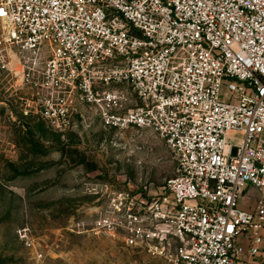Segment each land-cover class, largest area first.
<instances>
[{
	"label": "built area",
	"instance_id": "built-area-1",
	"mask_svg": "<svg viewBox=\"0 0 264 264\" xmlns=\"http://www.w3.org/2000/svg\"><path fill=\"white\" fill-rule=\"evenodd\" d=\"M7 79L25 116L62 129L95 106L105 126L150 131L176 155L159 193L116 189L81 232L156 264H242L245 243L259 253L264 0H0ZM249 184L254 209L241 205Z\"/></svg>",
	"mask_w": 264,
	"mask_h": 264
},
{
	"label": "rangeland",
	"instance_id": "rangeland-1",
	"mask_svg": "<svg viewBox=\"0 0 264 264\" xmlns=\"http://www.w3.org/2000/svg\"><path fill=\"white\" fill-rule=\"evenodd\" d=\"M19 95L0 82V264H156L81 229L116 189L159 193L179 174L175 153L150 131L105 126L95 106L91 121L53 127L25 116ZM245 192L241 205L254 209L261 193L251 184Z\"/></svg>",
	"mask_w": 264,
	"mask_h": 264
},
{
	"label": "crops",
	"instance_id": "crops-1",
	"mask_svg": "<svg viewBox=\"0 0 264 264\" xmlns=\"http://www.w3.org/2000/svg\"><path fill=\"white\" fill-rule=\"evenodd\" d=\"M245 253L242 255V264H264V244L261 245L259 253L252 255L248 252L249 245H243Z\"/></svg>",
	"mask_w": 264,
	"mask_h": 264
},
{
	"label": "flooded vegetation",
	"instance_id": "flooded-vegetation-1",
	"mask_svg": "<svg viewBox=\"0 0 264 264\" xmlns=\"http://www.w3.org/2000/svg\"><path fill=\"white\" fill-rule=\"evenodd\" d=\"M90 114H91L90 112L84 113L82 121H86V122L91 121L93 117Z\"/></svg>",
	"mask_w": 264,
	"mask_h": 264
}]
</instances>
